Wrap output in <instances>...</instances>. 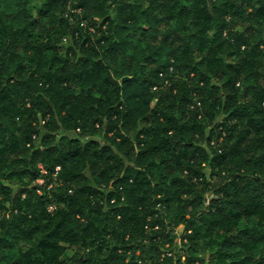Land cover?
I'll list each match as a JSON object with an SVG mask.
<instances>
[{
	"label": "trees",
	"instance_id": "16d2710c",
	"mask_svg": "<svg viewBox=\"0 0 264 264\" xmlns=\"http://www.w3.org/2000/svg\"><path fill=\"white\" fill-rule=\"evenodd\" d=\"M28 3L0 0V264H264V0Z\"/></svg>",
	"mask_w": 264,
	"mask_h": 264
},
{
	"label": "rangeland",
	"instance_id": "374dc122",
	"mask_svg": "<svg viewBox=\"0 0 264 264\" xmlns=\"http://www.w3.org/2000/svg\"><path fill=\"white\" fill-rule=\"evenodd\" d=\"M43 0H29V8L32 11V13H34L36 11V9H38L41 5ZM68 136L72 137L73 134H67ZM97 140H99L100 142H102V137L101 135L95 137ZM176 233L178 234V236H180L183 233V227H178ZM176 246H179L178 243ZM201 246V245H200ZM181 247V246H180ZM195 256L198 258H203L205 255L200 251L197 250V252L195 253Z\"/></svg>",
	"mask_w": 264,
	"mask_h": 264
},
{
	"label": "water",
	"instance_id": "95a60500",
	"mask_svg": "<svg viewBox=\"0 0 264 264\" xmlns=\"http://www.w3.org/2000/svg\"><path fill=\"white\" fill-rule=\"evenodd\" d=\"M127 80H128V78H123V79H122L123 82H124V81H127Z\"/></svg>",
	"mask_w": 264,
	"mask_h": 264
}]
</instances>
